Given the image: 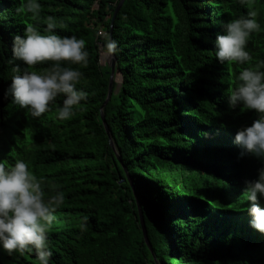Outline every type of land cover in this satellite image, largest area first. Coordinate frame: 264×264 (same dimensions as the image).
<instances>
[{"label":"trees","instance_id":"obj_1","mask_svg":"<svg viewBox=\"0 0 264 264\" xmlns=\"http://www.w3.org/2000/svg\"><path fill=\"white\" fill-rule=\"evenodd\" d=\"M119 1L39 0L40 20L31 21L16 12L21 0H0V163L24 159L65 195L47 234L50 264H264V235L243 211L244 181L257 177L260 163L238 158L234 143L258 115L230 109L227 97L242 68L264 61V32L247 42L250 64L223 65L214 42L224 23L249 11L241 0H124L109 35ZM254 8L264 27V0ZM46 17L88 52L87 67L62 62L82 73L77 89L88 93L68 120L57 118L62 96L39 118L5 99L13 69L26 68L12 60L13 37L28 23L50 34ZM110 41L114 82L103 106L110 68L99 60ZM50 63L27 70L43 73ZM0 264L38 262L34 253L0 248Z\"/></svg>","mask_w":264,"mask_h":264},{"label":"clouds","instance_id":"obj_2","mask_svg":"<svg viewBox=\"0 0 264 264\" xmlns=\"http://www.w3.org/2000/svg\"><path fill=\"white\" fill-rule=\"evenodd\" d=\"M241 3L249 9L247 14L224 23V35H217L214 42L215 58L223 65L250 64L247 42L252 34L264 32L257 20L254 0ZM16 12L39 21L41 4L39 0H21ZM45 23L48 35L41 34L37 24L28 23L22 36L13 37L12 60L21 61L26 68L13 69L16 74L11 77L5 99L11 96L12 104L25 109L28 117L39 118L51 111L56 98L62 96V104L56 109L57 118L68 120L81 102L87 101L88 93L77 89L82 73L62 66V62L87 67L88 52L83 39L57 35L52 17H46ZM116 49L115 41L107 44L109 53ZM43 62H51L43 73L27 70ZM227 97L230 109L239 106L241 111L253 110L258 115L251 126L236 131L234 143L241 150L238 158L251 156L260 163L257 177L244 181L249 203L243 211L249 217V227L264 235V61L242 68ZM64 200V193L54 184L47 186L43 177L37 178L24 159H16L11 166L0 163V248L9 255L34 253L38 264H50L53 253L47 234ZM87 223L88 217L83 216L78 225L81 232L86 231Z\"/></svg>","mask_w":264,"mask_h":264},{"label":"water","instance_id":"obj_3","mask_svg":"<svg viewBox=\"0 0 264 264\" xmlns=\"http://www.w3.org/2000/svg\"><path fill=\"white\" fill-rule=\"evenodd\" d=\"M124 2V0H120L118 5L116 6V8L114 9L113 11V14H112V17H111V20H110V29H109V35H111V30H112V23H113V20L119 10V8L121 7L122 3ZM108 9H110V6L108 5ZM110 40V38H109ZM107 54L110 55L111 57V61L110 63L108 64L109 68H110V76H109V84H108V92H107V97H106V100L103 104V106L108 102L109 98H110V95H111V90H112V84L114 82V72H115V69H114V62H115V59H114V55L113 53H109L108 51H106ZM101 54V53H100ZM101 56V55H100ZM100 61V60H99ZM100 65H101V61H100ZM119 77V75H118ZM117 78V76H116ZM115 78V79H116ZM120 78V77H119ZM120 82H121V78H120ZM103 106L101 107V112H100V115H101V121L103 123V128H104V131L105 133L107 134L108 138L109 137V132H108V128L105 126V123H104V118H103V115H102V108ZM110 142V141H109ZM110 145H111V142H110ZM120 162V160H119ZM136 200V198H135ZM137 202V201H136ZM137 209H138V216H139V222H140V226H141V230H142V234H143V237H144V240H145V243L147 245V247L149 248V245H148V242H147V239H146V232H145V228H144V223H143V220H142V215H141V212H140V208H139V205L137 204Z\"/></svg>","mask_w":264,"mask_h":264},{"label":"rangeland","instance_id":"obj_4","mask_svg":"<svg viewBox=\"0 0 264 264\" xmlns=\"http://www.w3.org/2000/svg\"><path fill=\"white\" fill-rule=\"evenodd\" d=\"M101 54V56H100V61H101V65H102V67L103 66H107L109 63H110V61H111V57H110V55L109 54H107L106 52H104V51H101L100 52ZM116 84H117V86L120 84V78L119 77H117L116 78Z\"/></svg>","mask_w":264,"mask_h":264},{"label":"built area","instance_id":"obj_5","mask_svg":"<svg viewBox=\"0 0 264 264\" xmlns=\"http://www.w3.org/2000/svg\"><path fill=\"white\" fill-rule=\"evenodd\" d=\"M98 35H100L101 37H105L107 35V33L105 31H103V30H100L98 32Z\"/></svg>","mask_w":264,"mask_h":264}]
</instances>
